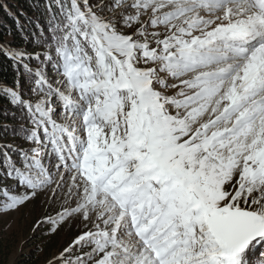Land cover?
Instances as JSON below:
<instances>
[{
  "label": "snow or ice",
  "instance_id": "snow-or-ice-1",
  "mask_svg": "<svg viewBox=\"0 0 264 264\" xmlns=\"http://www.w3.org/2000/svg\"><path fill=\"white\" fill-rule=\"evenodd\" d=\"M42 8L0 39V214L46 264H264V0Z\"/></svg>",
  "mask_w": 264,
  "mask_h": 264
},
{
  "label": "trees",
  "instance_id": "trees-1",
  "mask_svg": "<svg viewBox=\"0 0 264 264\" xmlns=\"http://www.w3.org/2000/svg\"><path fill=\"white\" fill-rule=\"evenodd\" d=\"M44 0H0V39L8 40L13 47H26L29 51L32 50L31 33L32 25L28 22L29 19L40 17V22L43 24V8ZM12 15H9L8 12ZM23 13V15H20ZM19 16L20 22L24 25L23 31L17 30L16 19ZM8 33H11L9 36ZM14 77V72L10 61L0 56V84L11 85ZM5 102L0 98V105ZM2 122V118H0ZM6 237V236H5ZM4 233L0 230V264H6L7 259L11 254V242L6 241ZM40 252L52 250L53 242L45 240ZM41 246V245H40ZM37 257V256H36ZM19 264H38V261L24 256Z\"/></svg>",
  "mask_w": 264,
  "mask_h": 264
},
{
  "label": "rangeland",
  "instance_id": "rangeland-1",
  "mask_svg": "<svg viewBox=\"0 0 264 264\" xmlns=\"http://www.w3.org/2000/svg\"><path fill=\"white\" fill-rule=\"evenodd\" d=\"M39 214L40 210L35 206L22 208L18 212L0 214V230L4 233V237L6 236L4 240L11 242V254L6 264H19L21 263L19 260H22L24 256L32 260L36 258L38 264H46V261L59 247V239H49L44 234V229L33 232V224ZM45 240L55 245L52 244V250L40 252Z\"/></svg>",
  "mask_w": 264,
  "mask_h": 264
}]
</instances>
